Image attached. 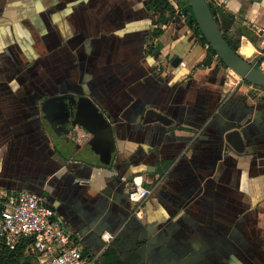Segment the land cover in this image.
Listing matches in <instances>:
<instances>
[{"label": "crops", "instance_id": "obj_1", "mask_svg": "<svg viewBox=\"0 0 264 264\" xmlns=\"http://www.w3.org/2000/svg\"><path fill=\"white\" fill-rule=\"evenodd\" d=\"M169 1L161 21L151 0H0V196L41 195L84 253L110 231L115 264H264V87L216 56L199 65L206 44ZM211 5L257 61L264 0ZM80 96L112 124L110 164L81 152Z\"/></svg>", "mask_w": 264, "mask_h": 264}, {"label": "built area", "instance_id": "obj_2", "mask_svg": "<svg viewBox=\"0 0 264 264\" xmlns=\"http://www.w3.org/2000/svg\"><path fill=\"white\" fill-rule=\"evenodd\" d=\"M206 1L211 4L213 0ZM254 63L264 69V51ZM132 182L128 198L136 202L145 199L149 190L135 177ZM79 237L78 233L66 231L61 217L41 195L22 189L4 199L0 196V247L13 249L29 239L30 251L38 259L36 264H97L112 235L109 231L101 234L104 244L94 254L82 251Z\"/></svg>", "mask_w": 264, "mask_h": 264}, {"label": "water", "instance_id": "obj_3", "mask_svg": "<svg viewBox=\"0 0 264 264\" xmlns=\"http://www.w3.org/2000/svg\"><path fill=\"white\" fill-rule=\"evenodd\" d=\"M188 3L192 9L201 34L207 41L208 45L214 50L215 56L226 67L230 68L246 82L264 87V69L259 65L248 61L237 51H234L223 37V32L227 31L231 27L233 15H229L222 9L218 10L217 7L209 4L206 0H188ZM240 33L241 29H237V40L240 39ZM179 61L180 57L175 56L171 63L172 65H177ZM74 109V122H77V115L82 112V110L85 111V109L88 110L92 121L91 125L77 122L91 133V138L86 141L81 150L82 154L95 159L101 165L110 164L115 152L118 150L115 145L111 122L104 115L103 110L88 97H78ZM154 120H158L164 125L168 122L166 121L168 120L167 117L162 113L159 112L156 114L152 109L146 110L143 115V122L149 123ZM232 145L236 150L241 149V146L239 147L236 144ZM102 233H99L98 246L104 244V241L100 239ZM110 234L112 237L107 243V246L110 250L116 253V261L119 254L115 251L111 243L114 235L111 232ZM79 236L81 238L80 234Z\"/></svg>", "mask_w": 264, "mask_h": 264}, {"label": "trees", "instance_id": "obj_4", "mask_svg": "<svg viewBox=\"0 0 264 264\" xmlns=\"http://www.w3.org/2000/svg\"><path fill=\"white\" fill-rule=\"evenodd\" d=\"M178 3L179 8L183 15L186 18L187 25L192 29L194 36L198 38V41L200 42L201 46L206 45V52L199 63V65H209L212 61L213 56H215L214 50L208 45L207 41L201 34V31L196 23L195 17L193 15L192 9L188 3V0H174ZM151 5L154 7H159L160 9V20L162 21L164 17L165 11H168L170 14L174 13V7L170 3L169 0H151ZM220 10V8H217ZM230 29V28H229ZM228 29V30H229ZM228 30L223 32L224 39L228 42V44L231 46V48L234 51H237L239 46V39H234L233 37L228 35ZM162 30L160 28L154 29L152 32V37L160 35ZM241 35V33H240ZM77 122L86 123L88 125L92 124V121L90 119V114L88 110L85 109L82 110L77 115ZM30 243L31 241L29 239L24 240L23 242L17 243L16 246L13 249H9L8 247L1 246L0 247V264H32L31 259L33 256V253L30 251ZM83 252H86V249H84ZM117 255L115 252L110 250L108 246L105 248V250L98 256L97 264H115V259Z\"/></svg>", "mask_w": 264, "mask_h": 264}, {"label": "rangeland", "instance_id": "obj_5", "mask_svg": "<svg viewBox=\"0 0 264 264\" xmlns=\"http://www.w3.org/2000/svg\"><path fill=\"white\" fill-rule=\"evenodd\" d=\"M239 77H240V76H239ZM35 255H36V254L33 253V256H34V257H32V259H31L32 264H36V262L38 261V259L36 258Z\"/></svg>", "mask_w": 264, "mask_h": 264}, {"label": "flooded vegetation", "instance_id": "obj_6", "mask_svg": "<svg viewBox=\"0 0 264 264\" xmlns=\"http://www.w3.org/2000/svg\"><path fill=\"white\" fill-rule=\"evenodd\" d=\"M157 9H159V7H156Z\"/></svg>", "mask_w": 264, "mask_h": 264}]
</instances>
